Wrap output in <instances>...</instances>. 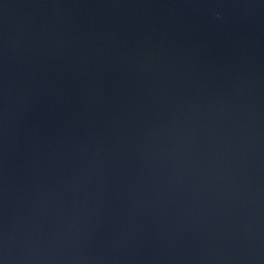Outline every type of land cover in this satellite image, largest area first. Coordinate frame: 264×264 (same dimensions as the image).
I'll return each instance as SVG.
<instances>
[{"label":"water","instance_id":"obj_1","mask_svg":"<svg viewBox=\"0 0 264 264\" xmlns=\"http://www.w3.org/2000/svg\"><path fill=\"white\" fill-rule=\"evenodd\" d=\"M0 264H264V0H0Z\"/></svg>","mask_w":264,"mask_h":264}]
</instances>
